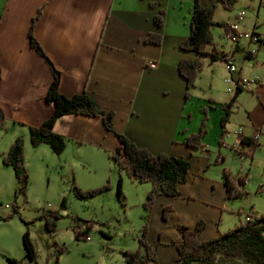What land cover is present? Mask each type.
Masks as SVG:
<instances>
[{
	"label": "crops",
	"instance_id": "crops-1",
	"mask_svg": "<svg viewBox=\"0 0 264 264\" xmlns=\"http://www.w3.org/2000/svg\"><path fill=\"white\" fill-rule=\"evenodd\" d=\"M173 1L0 0V108L10 124L7 131H14L8 138L11 144L19 136L26 140L29 132L26 128L40 125L54 112V105L46 102L45 98L54 80L55 69L60 74V91L71 97L87 89L102 109L115 112L113 122L119 133L131 137L153 154L163 153L191 160L189 178L180 185L179 196L159 195L153 207L148 241L160 264L176 261L179 254L177 245L184 239L179 226L192 230L200 221H205L198 234L200 239L209 240L222 234L219 225L224 211L229 210L227 187L223 179L210 173L215 154L209 148L214 145L222 154L226 138L233 137V147L237 148L234 150L240 152L244 162L247 154L244 155L241 147L250 144L242 143V139L247 141L261 132L251 128L243 134L238 132L239 126L244 130L245 126L251 127L250 124L255 126L250 115L244 125L237 128L233 125L232 130L227 123L223 128V103L213 97H209L211 102L204 104L192 89L191 98H185L188 84L178 64L183 59L197 58L194 54L185 55L178 50V44L184 37L174 36L178 41L169 46L168 25ZM261 1L237 0L238 8L233 16L219 21L214 18L218 25L222 22L231 25L238 22L237 13L243 11L240 30L256 32L262 38V43L255 44L256 54L248 51V46L253 43L242 39L227 51L233 55L232 61L239 66V71L231 72L225 62L229 70L225 79L252 78L257 74L259 82L250 86L256 85V92L264 91V60H260L264 52ZM201 2L224 7L220 0ZM235 7L231 10L224 7V10L230 13ZM160 10L164 11L165 18L161 27L155 20ZM35 18L34 34L45 48L47 59L30 44L29 29ZM175 22L179 23L177 19ZM149 33L163 34L162 42L152 44L144 41ZM262 71L261 76L259 73ZM230 85L234 87L228 89L235 94L237 83L233 81ZM196 101H200L201 111L197 117L192 108ZM204 106L208 110V133L203 137L206 148L195 151L186 143V137L200 131ZM55 130L68 138V144L122 152V144L115 133L107 130L100 116L64 115L57 119ZM211 135L213 140L209 138ZM166 206L173 207L167 221L163 219L162 212Z\"/></svg>",
	"mask_w": 264,
	"mask_h": 264
},
{
	"label": "rangeland",
	"instance_id": "rangeland-1",
	"mask_svg": "<svg viewBox=\"0 0 264 264\" xmlns=\"http://www.w3.org/2000/svg\"><path fill=\"white\" fill-rule=\"evenodd\" d=\"M192 6L193 0L172 2L168 25L169 46L172 47L178 41L174 36L184 37L181 39L184 41L189 35ZM237 8L236 5L228 13L222 5L217 6L214 18L217 21L227 19L237 12ZM262 14L264 15L263 11ZM175 19L179 21L178 24ZM212 33L218 50L227 52L232 48L234 43L228 40L222 26L217 24L212 27ZM250 46L253 48L255 44L248 47ZM178 50L185 55L194 54L196 60L205 63L203 71L198 74L196 87L192 88L197 92L198 98L204 100V104L211 102L209 97L222 103L229 102L234 92L228 93L227 89L234 85L226 82L229 70L225 61L219 60L211 64L209 55L182 50L180 44ZM260 57V60H264V52ZM237 60L241 62L240 59ZM261 74L263 71L259 73ZM255 76L259 77L257 74ZM237 100L229 118L230 128L233 130L234 127L244 125L250 115L254 118L255 126H245V132L249 128L253 131L259 129L262 135L256 147H241L247 154H244V162L240 152L234 150L237 148L233 147V137L226 138L227 144L222 154L217 152L214 145L209 148L215 154L210 168L211 175L224 180V174L228 173L237 184L238 179L245 177V194L240 198L227 200L229 210L224 211V218L219 225L222 233L241 222H247V214L255 217L264 212V91L256 92V85H253L250 89H244ZM198 102L200 101L194 102L192 106L196 117L201 113ZM221 110L224 115V109ZM26 130L29 131L27 128ZM11 131L14 133L12 129H0V217H7L14 209H18L19 213H15L10 219L0 218V264H8L7 257L16 259L21 264H35L27 258L24 250L23 234L27 229L37 248L40 264H125L122 252H135L139 249L138 237L148 216L144 202L152 184L133 182L105 150L89 149L85 145L67 142L65 151L58 155L46 144L32 146L28 132L24 143V165L29 187L17 194L19 183L15 171L2 160V153L7 152L11 145V141H8ZM209 138L213 140L214 136ZM120 179L123 200L119 199L117 193ZM107 183L110 184L108 190L87 198L77 196L73 189V184L90 190ZM64 197L67 205L66 208H61ZM49 210H59L62 214L60 219L55 220V231L49 230L45 219L41 217L44 211ZM151 222L152 213L148 222L149 233ZM88 228L87 234L85 231ZM82 230L83 235L77 238V231ZM62 247L65 249L61 250Z\"/></svg>",
	"mask_w": 264,
	"mask_h": 264
},
{
	"label": "trees",
	"instance_id": "trees-1",
	"mask_svg": "<svg viewBox=\"0 0 264 264\" xmlns=\"http://www.w3.org/2000/svg\"><path fill=\"white\" fill-rule=\"evenodd\" d=\"M225 8L231 10L235 7L237 0H220ZM217 4L203 5L201 0H193L191 8V26L189 35L184 41H181L180 47L185 51H195L200 55H209L211 63L216 61H225L229 63L232 61L233 55L227 52L218 50L214 43L212 27L217 25L214 21V13L216 12ZM157 26L161 27L165 24L164 11L160 10L155 16ZM36 18L32 21L29 29V40L31 46L37 51L38 54L47 59L45 48L36 39L34 34V23ZM224 26L226 31L229 32V25L225 22L219 23ZM163 40L161 33H149L144 41L151 42L152 44H160ZM179 70L183 78L187 81L188 87L185 98L188 100L192 95V88L196 87V80L198 74L203 71L205 63L196 59H183L180 60ZM60 74L59 71L54 69V80L50 84L46 95V102L53 104L55 109L51 116L38 126H30L28 128L31 145L34 147L40 144H46L50 149L61 155L66 148L68 138L57 133L55 130L57 119L64 115H86L88 117H102L105 127L108 131L115 133L119 142L122 144V152L106 150L109 157L117 163L120 170L126 171L128 177L133 182L137 183H151L152 189L147 194V199L144 202L146 211L148 212L147 222L141 227V234L138 237L139 249L137 251L124 250L122 252L125 264H160L153 246L149 243V221L151 211L155 207L156 199L159 195L165 197H178L181 184L189 178L191 160L188 157L171 156L168 154H153L148 148L140 147L133 139L126 134L119 133L114 126L113 117L114 111H105L94 100L87 89L75 96H66L60 91ZM242 89H236V92L230 103L222 104L225 111L221 123L223 128L229 122L231 116L232 104L237 101V98ZM0 108V129L8 130L10 127L9 121ZM204 118H202L200 131L198 133H190L186 137V143L193 147L194 150H204L206 144L203 137L208 133L207 106L203 107ZM225 132V129H224ZM248 143L256 147L257 142L253 138L247 141L242 139V143ZM25 139L21 136L17 137L10 145L7 152L2 153V160L5 165L11 166L15 171V176L19 183L17 194L26 191L29 187V180L27 171L24 165L25 158ZM245 154V153H244ZM224 182L227 187L226 197L240 198L245 194L244 178L238 179V184L228 174H224ZM110 188L107 183L103 187H98L90 190L81 188L73 184L75 194L79 197H90L98 194L99 192L106 191ZM123 187L122 180L118 183V196L123 200ZM67 199L64 197L61 208H66ZM172 206L163 208V219L169 220L172 212ZM15 213H19L18 209L7 217H0L3 219H10ZM62 216L59 210L44 211L42 218L45 219L46 226L49 230L56 229L55 220L60 219ZM28 224V222H26ZM205 221H200L194 229L186 226H179L180 232L183 234V241L177 245L179 251L176 261L170 264H264V212L259 216H255L253 221L241 222L234 228L229 229L227 232L220 234L212 239H200L199 232L204 228ZM90 228V227H89ZM89 228L85 233H89ZM82 231H77L76 237L80 238L83 235ZM29 229L23 234V243L27 258L35 264L38 262L37 248L34 245L30 236ZM65 249L62 247L61 250ZM8 264H21L20 261L8 258Z\"/></svg>",
	"mask_w": 264,
	"mask_h": 264
},
{
	"label": "built area",
	"instance_id": "built-area-1",
	"mask_svg": "<svg viewBox=\"0 0 264 264\" xmlns=\"http://www.w3.org/2000/svg\"><path fill=\"white\" fill-rule=\"evenodd\" d=\"M261 8L264 10V0L261 1ZM237 19H238L237 23L229 25L230 26L229 27L230 31L229 32L226 31L227 38H228V40L231 43H234V44L239 43V41L241 39L242 40H247V41L252 42L253 44H257V45L259 43L263 42L262 38L258 35V33H256V32H247V31L240 30L241 25H240L239 21L244 20L243 11H239L237 13ZM248 51L251 54H256L257 53V48H256V46L253 47V48L249 47ZM228 69L231 72H233V73L239 71L238 66L233 61H230L228 63ZM233 81H235L237 83V87L238 88H241L242 90H244V89H249L252 83L259 82V77L254 76L252 78H249V77H246V76H242V77L239 76L235 80L232 79V77L226 78V82L227 83L231 84ZM228 92L231 93V92H233V90L232 89H228ZM244 131H245L244 128H242V127L240 128L239 127L238 132L240 134H243ZM261 135H262V132H258L256 135H254L251 138L255 139V141H259ZM253 219H254V217L252 216V214H247L246 215V220L247 221H251V220L253 221Z\"/></svg>",
	"mask_w": 264,
	"mask_h": 264
}]
</instances>
